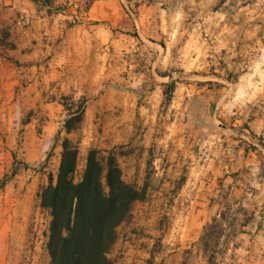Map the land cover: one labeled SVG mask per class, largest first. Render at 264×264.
<instances>
[{
	"label": "rangeland",
	"instance_id": "rangeland-1",
	"mask_svg": "<svg viewBox=\"0 0 264 264\" xmlns=\"http://www.w3.org/2000/svg\"><path fill=\"white\" fill-rule=\"evenodd\" d=\"M20 3L59 17L71 48L58 62L63 36L43 38L33 80L0 74V264H49L52 216L40 192L65 139L79 148L76 179L97 148L146 188L117 227L115 264H210L202 236L216 218V263L251 264L264 224V137L246 115L255 101L227 97L241 72L264 64V0ZM15 47L0 19V55ZM72 113L81 121L67 132Z\"/></svg>",
	"mask_w": 264,
	"mask_h": 264
},
{
	"label": "trees",
	"instance_id": "trees-1",
	"mask_svg": "<svg viewBox=\"0 0 264 264\" xmlns=\"http://www.w3.org/2000/svg\"><path fill=\"white\" fill-rule=\"evenodd\" d=\"M80 121L81 115L72 113L65 121L66 131ZM78 154V146L65 139L56 178L51 174L40 192V204L52 216L49 264H115L108 253L117 241V227L130 217L134 204L146 198V188L127 182L115 157L105 158L97 148L89 150L84 171L76 179ZM223 232L217 218L205 228L202 240L210 264H218L215 248Z\"/></svg>",
	"mask_w": 264,
	"mask_h": 264
},
{
	"label": "crops",
	"instance_id": "crops-1",
	"mask_svg": "<svg viewBox=\"0 0 264 264\" xmlns=\"http://www.w3.org/2000/svg\"><path fill=\"white\" fill-rule=\"evenodd\" d=\"M0 19L4 25L11 26L12 39L16 44L13 50L5 49L3 50L5 52L0 55V74L8 73L13 82L21 76L33 80L36 77L39 55L49 49L48 44L43 42V38L54 39L60 34L63 36L61 44L63 49L61 57L56 61L63 63L66 61L67 49L71 48V33L69 30H64L65 27L59 22V17L51 23L52 17L38 15L33 3H20V0H13V3H0ZM8 55H13L15 59L23 62L25 67L18 70L15 61L8 58ZM262 56L264 57V54ZM22 71L23 75H21ZM241 75L244 76L239 84L232 88L227 99L243 91L245 92L243 100L255 101L256 110L254 112L248 110L246 115H250L251 131L257 135L263 134L264 137V64L256 67L254 71L248 68L241 72ZM249 259L251 264H264V224L255 236Z\"/></svg>",
	"mask_w": 264,
	"mask_h": 264
}]
</instances>
